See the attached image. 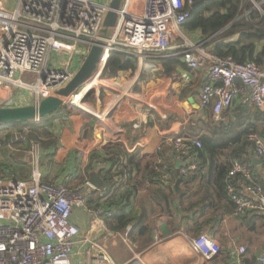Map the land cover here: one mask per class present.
Returning a JSON list of instances; mask_svg holds the SVG:
<instances>
[{
  "label": "built area",
  "instance_id": "1",
  "mask_svg": "<svg viewBox=\"0 0 264 264\" xmlns=\"http://www.w3.org/2000/svg\"><path fill=\"white\" fill-rule=\"evenodd\" d=\"M110 1L17 0L16 6L8 10L0 0V108L16 107L15 101L24 103L27 96L20 99L19 89L31 92L32 104L55 97L97 43L102 46V53L95 72L76 92L62 99L64 104L83 107L89 91L96 86L106 87L102 74L110 54L120 52L133 55L140 65L156 55L179 58L190 70H204L198 103L201 109L210 108L216 122L235 101L264 113V56L259 62L237 63L230 56L221 57L192 45L180 29L194 0H121L114 26L103 35ZM175 39L183 40L182 45H174ZM53 65L55 68H50ZM91 116L95 128L100 122L110 135L100 142L101 147L121 144L120 130L105 116ZM38 121L39 118L33 120ZM249 139L256 158L264 165V139L254 134ZM166 143L173 157L183 163L180 174L186 176L197 170L199 161L192 151L201 147L198 140L180 136L171 137ZM40 151L38 144H31L30 180L0 179V264H118L102 244L89 233L81 236L71 222L73 210L80 207L90 220L102 221V226L103 220L112 216V208L87 206L85 192L99 189L89 181L72 189L66 186L68 179L63 183H42ZM86 154L78 152L80 157ZM167 166L163 164L162 169L167 170ZM167 176L161 175L163 179ZM236 176L243 185L228 181L226 186L234 215L264 213V193L256 174L247 165L234 162L227 177ZM129 230L127 226L124 234ZM191 249L207 261L221 251L220 245L204 234L191 240ZM238 251L243 254L245 249L240 247ZM258 263L264 264V257Z\"/></svg>",
  "mask_w": 264,
  "mask_h": 264
},
{
  "label": "crops",
  "instance_id": "2",
  "mask_svg": "<svg viewBox=\"0 0 264 264\" xmlns=\"http://www.w3.org/2000/svg\"><path fill=\"white\" fill-rule=\"evenodd\" d=\"M254 8L260 10L257 4ZM180 30L192 45L213 53L212 46L202 41L200 31ZM182 42L181 39H175L174 45H182ZM263 47L264 41L255 45L254 57ZM162 59L163 56L151 55L141 65L136 62V70L132 73H119L111 79L102 76L106 87L96 86L89 91L82 101L83 107L62 104L66 115L63 120L55 122L52 131L57 138L52 163L40 152L39 173L42 183H63L65 179L72 183L73 178L81 175L87 177L86 181L91 175L100 179L101 170L107 168L108 164L97 158L91 160V153L103 148L100 142L110 135L100 122L95 128L91 113L105 116L106 121L122 132L119 145L127 153H137L145 164H151L147 171L151 172L161 161L168 165L167 170H160L161 175L168 174L169 162L175 165L176 159L166 140L183 136L199 141L204 132L197 129L198 123H205L209 116L198 103L206 72L190 70L180 60L181 65L167 74ZM14 105H32V100L27 97L24 103L15 101ZM223 119L227 121L228 118ZM191 125L195 127L194 131H189ZM79 151H86L87 154L80 157ZM162 151L169 152L168 158L160 156ZM253 158H256L254 152L245 165L264 186V165L253 166ZM181 167L175 165L176 169ZM30 174L31 170L25 179L24 176L16 177L14 173H9L6 178L28 181ZM208 176L207 168H203L193 181L180 186L177 196L183 195L181 202L173 200L169 209L165 208L161 198H153L147 193L148 182L129 199V204L123 202L127 211L131 210L133 201L137 209L141 205H148L146 213L150 217V231L141 236L137 230L127 235L124 232H110L106 227V219L102 226V221L90 220L81 207L73 210L71 222L79 228L81 236L89 233L102 244L118 264L130 261L133 264H259V258L264 257V213L261 218H256V212L234 215L230 205L232 202L222 196L216 182ZM169 179V175L166 179L161 177L164 186ZM101 189L105 190L103 182ZM120 190L122 192L118 195L125 193L123 188ZM158 199L160 202H157ZM100 207L113 208L106 205ZM201 234L216 241L221 248L220 253L208 261L191 249V240ZM240 247L245 249L243 254L238 251Z\"/></svg>",
  "mask_w": 264,
  "mask_h": 264
},
{
  "label": "trees",
  "instance_id": "3",
  "mask_svg": "<svg viewBox=\"0 0 264 264\" xmlns=\"http://www.w3.org/2000/svg\"><path fill=\"white\" fill-rule=\"evenodd\" d=\"M200 1L194 0L195 6L187 8L189 16L181 28L185 31H200L202 41H207L205 44L212 46L215 55L230 56L237 63L259 62L264 56V47L257 57H254V52L255 45L264 41V0ZM255 4L259 5L260 10L254 8ZM234 37L237 39L234 40ZM161 62L167 74H171L181 65L180 59L173 57H164ZM135 70L136 59L133 56L112 52L102 76L111 79L116 78L119 73H132ZM206 111L209 119L205 123H198L197 126L199 131L204 132L199 137L201 147L192 151L196 153L199 161L197 170L184 176L172 162H169L170 179L165 186L159 177L163 164L158 166L156 164L151 172L147 171L151 164H145L137 153H127L122 145H110L91 153V160L97 158L106 162L108 166L103 168L99 175L105 190H89L86 194L87 206L113 207L112 216L105 220L110 232H124L127 226H130L128 231L130 234L137 230L141 236L150 231L147 204L137 209L133 201L129 211L122 205L123 202L129 204V199L134 197L146 182L150 184L147 185V193L153 198L154 196L161 198L167 209L173 200L178 199L181 202L183 195L177 196V192L180 193V186L193 181L203 168H207L209 179L216 182L222 196L228 201L230 200L226 190L228 181L243 185L237 176L228 179L227 175L234 161L248 163L254 152L250 135L254 134L264 139V113L258 112L251 105L236 101L230 108L222 111L217 122L211 118L209 107ZM65 115L66 109L62 105L52 114L39 118L38 122L0 125V179H5L9 173H14L16 177L24 176L25 179L28 177L27 174L31 170L28 151L32 143L38 144L42 156L49 158L52 163L57 143L52 131L55 122L63 120ZM225 117L228 118L227 121H223ZM24 127L27 128L26 132L23 131ZM188 129L194 131L195 127L191 125ZM22 137L25 141L21 140ZM168 155L169 152L160 153L162 158H168ZM86 179L87 177L83 175L75 177L73 182L68 181L66 186L72 189L82 185ZM121 188L125 193L118 195L122 192ZM157 202H160V199ZM230 205L234 212V205L231 203ZM255 214L256 218L262 217V213Z\"/></svg>",
  "mask_w": 264,
  "mask_h": 264
},
{
  "label": "water",
  "instance_id": "4",
  "mask_svg": "<svg viewBox=\"0 0 264 264\" xmlns=\"http://www.w3.org/2000/svg\"><path fill=\"white\" fill-rule=\"evenodd\" d=\"M203 1L205 0H201L200 2ZM120 4L121 0L110 1L109 10L103 21V29L101 31L103 35H107L108 30L114 26ZM101 53L102 46L97 43L93 44L71 81L65 87L59 89L56 92L55 97L45 98L38 104L0 108V125L30 122L48 116L58 110L64 103L62 99L68 98L71 94L77 91L95 72ZM261 162L260 159L256 158L251 160L253 166L261 165ZM175 165L176 167H181L183 163L176 160ZM89 183L96 189L102 188V182L96 175H91L89 177Z\"/></svg>",
  "mask_w": 264,
  "mask_h": 264
},
{
  "label": "rangeland",
  "instance_id": "5",
  "mask_svg": "<svg viewBox=\"0 0 264 264\" xmlns=\"http://www.w3.org/2000/svg\"><path fill=\"white\" fill-rule=\"evenodd\" d=\"M3 2V4L5 5V7L8 9V10H12L15 6H16V3H17V0H1ZM74 63H75V59H74ZM77 65H79V62L77 63ZM50 68H55V66H51ZM31 98V92L29 90H22V89H19V95L18 97L20 99H24L26 96ZM40 169L41 168V165H40Z\"/></svg>",
  "mask_w": 264,
  "mask_h": 264
}]
</instances>
